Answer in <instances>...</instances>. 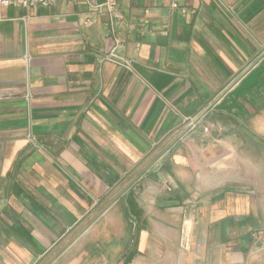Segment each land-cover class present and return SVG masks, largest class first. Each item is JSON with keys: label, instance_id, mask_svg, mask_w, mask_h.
Returning a JSON list of instances; mask_svg holds the SVG:
<instances>
[{"label": "crops", "instance_id": "0c3cea01", "mask_svg": "<svg viewBox=\"0 0 264 264\" xmlns=\"http://www.w3.org/2000/svg\"><path fill=\"white\" fill-rule=\"evenodd\" d=\"M0 264H264V0L0 8Z\"/></svg>", "mask_w": 264, "mask_h": 264}, {"label": "built area", "instance_id": "2783aa9c", "mask_svg": "<svg viewBox=\"0 0 264 264\" xmlns=\"http://www.w3.org/2000/svg\"><path fill=\"white\" fill-rule=\"evenodd\" d=\"M62 0H0V8L8 7H19V8H33L37 9L38 7H50L55 5ZM78 2L81 0H72ZM89 6V9L92 13L104 14V13H114L120 3V0H107L103 3H96L95 0H85ZM174 7H177L175 4ZM104 60L115 61V55L110 53L109 55L99 59V63H102ZM209 128H205V132H208Z\"/></svg>", "mask_w": 264, "mask_h": 264}, {"label": "rangeland", "instance_id": "374dc122", "mask_svg": "<svg viewBox=\"0 0 264 264\" xmlns=\"http://www.w3.org/2000/svg\"><path fill=\"white\" fill-rule=\"evenodd\" d=\"M241 223V222H240ZM246 225H244V227H245ZM246 227H248V226H246ZM246 231H247V233L249 234H251L252 232H248V230L246 229ZM246 233V232H245ZM250 236V239H251V242L252 243H256V245H257V243L260 241V235H255L254 233L253 234H251V235H249ZM246 238H249V237H247V236H244V240H243V242L244 243H246V245H247V240H246ZM250 248V247H249ZM255 248V247H254ZM253 248V252L252 253H258V248H255L254 249Z\"/></svg>", "mask_w": 264, "mask_h": 264}]
</instances>
